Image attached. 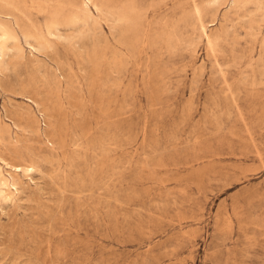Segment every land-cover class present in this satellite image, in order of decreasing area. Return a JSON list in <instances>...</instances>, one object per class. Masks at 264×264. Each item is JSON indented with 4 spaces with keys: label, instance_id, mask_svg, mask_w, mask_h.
I'll list each match as a JSON object with an SVG mask.
<instances>
[{
    "label": "rangeland",
    "instance_id": "obj_1",
    "mask_svg": "<svg viewBox=\"0 0 264 264\" xmlns=\"http://www.w3.org/2000/svg\"><path fill=\"white\" fill-rule=\"evenodd\" d=\"M94 1L0 0V264H264V0Z\"/></svg>",
    "mask_w": 264,
    "mask_h": 264
},
{
    "label": "bare ground",
    "instance_id": "obj_2",
    "mask_svg": "<svg viewBox=\"0 0 264 264\" xmlns=\"http://www.w3.org/2000/svg\"><path fill=\"white\" fill-rule=\"evenodd\" d=\"M85 1H87L90 4H92L98 11H101V9H102L101 6L99 4H97L94 0H85ZM123 24H125V23L123 22ZM55 26H56V23L55 22H52L51 25H50V28L53 29V28H55ZM31 38L36 39L37 42L40 41V39H41L40 36H37V37L32 36ZM12 45H16V46L19 45V36L7 24H4V23L0 22V57L1 58H3L5 56V54L10 50V47ZM0 161L2 162V164L6 165L8 169H11V170H13L15 172L27 171V172L34 173V172L37 171V168L35 166H32V165L29 166V167H15V166H12L10 163H8L5 159L0 158ZM1 185H2V191L0 192V195H5L9 200H13L12 197L10 196V194L6 191V190L9 189V187L11 185L9 186L7 184V182H5V180L2 181V184Z\"/></svg>",
    "mask_w": 264,
    "mask_h": 264
}]
</instances>
